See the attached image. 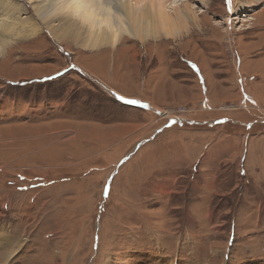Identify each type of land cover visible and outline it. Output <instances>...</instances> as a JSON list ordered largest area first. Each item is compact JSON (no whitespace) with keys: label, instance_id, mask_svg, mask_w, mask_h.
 Wrapping results in <instances>:
<instances>
[{"label":"rangeland","instance_id":"obj_1","mask_svg":"<svg viewBox=\"0 0 264 264\" xmlns=\"http://www.w3.org/2000/svg\"><path fill=\"white\" fill-rule=\"evenodd\" d=\"M175 3L177 39L8 50L0 264H264V0Z\"/></svg>","mask_w":264,"mask_h":264},{"label":"bare ground","instance_id":"obj_2","mask_svg":"<svg viewBox=\"0 0 264 264\" xmlns=\"http://www.w3.org/2000/svg\"><path fill=\"white\" fill-rule=\"evenodd\" d=\"M38 1L30 6L33 15L28 16L29 9L19 2L0 0V62L6 59L12 46H18V41L32 39L44 30L50 36L58 35L55 38L61 43L67 41L83 51L103 52L114 50L123 37L144 45L148 40L154 42L161 37L177 39L189 23L199 28V17L193 9L177 8L176 0L169 7L164 0ZM231 10L232 16L238 14L235 7ZM23 15L26 16L23 18ZM234 19L228 16L225 22L230 26ZM2 239L0 236V246L5 244ZM16 246V243L11 244L4 263L9 261Z\"/></svg>","mask_w":264,"mask_h":264},{"label":"snow or ice","instance_id":"obj_3","mask_svg":"<svg viewBox=\"0 0 264 264\" xmlns=\"http://www.w3.org/2000/svg\"><path fill=\"white\" fill-rule=\"evenodd\" d=\"M231 3H232V0H225V4L229 6V10H231V7H230L231 6ZM127 103L128 104H136L137 101H135V100H129V101H127Z\"/></svg>","mask_w":264,"mask_h":264},{"label":"crops","instance_id":"obj_4","mask_svg":"<svg viewBox=\"0 0 264 264\" xmlns=\"http://www.w3.org/2000/svg\"><path fill=\"white\" fill-rule=\"evenodd\" d=\"M255 73H258V72H255ZM169 83H171L172 81H168ZM171 94H172V92H170V97H171Z\"/></svg>","mask_w":264,"mask_h":264},{"label":"flooded vegetation","instance_id":"obj_5","mask_svg":"<svg viewBox=\"0 0 264 264\" xmlns=\"http://www.w3.org/2000/svg\"><path fill=\"white\" fill-rule=\"evenodd\" d=\"M60 73H61V72H60ZM60 73H59V74H60Z\"/></svg>","mask_w":264,"mask_h":264}]
</instances>
